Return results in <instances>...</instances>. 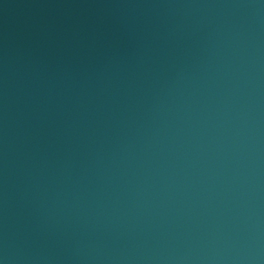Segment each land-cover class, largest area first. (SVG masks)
Segmentation results:
<instances>
[{
    "label": "water",
    "instance_id": "water-1",
    "mask_svg": "<svg viewBox=\"0 0 264 264\" xmlns=\"http://www.w3.org/2000/svg\"><path fill=\"white\" fill-rule=\"evenodd\" d=\"M0 264H264V0H0Z\"/></svg>",
    "mask_w": 264,
    "mask_h": 264
}]
</instances>
